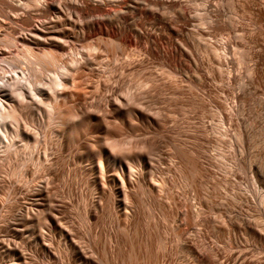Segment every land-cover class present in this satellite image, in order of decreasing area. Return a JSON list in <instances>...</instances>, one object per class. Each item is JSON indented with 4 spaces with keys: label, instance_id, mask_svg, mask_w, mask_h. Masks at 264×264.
I'll return each mask as SVG.
<instances>
[{
    "label": "rangeland",
    "instance_id": "374dc122",
    "mask_svg": "<svg viewBox=\"0 0 264 264\" xmlns=\"http://www.w3.org/2000/svg\"><path fill=\"white\" fill-rule=\"evenodd\" d=\"M204 1L181 0L185 11L188 14L191 12L195 19ZM208 1L211 8L216 7L223 13L225 20L231 11L228 0ZM237 1H245L244 4L248 5L244 16L242 13L237 17L236 31L239 36L244 33L246 38L233 37L228 30L216 32L207 24L187 27L188 31L194 28L193 32H202L204 41L200 39L201 44L215 45L218 41L230 44L226 49L232 62L226 67V76L231 77L228 94L219 91L223 82L214 75V69L213 73L207 70L204 88L173 73L175 67L184 63V57L167 33L152 29H140L134 34L128 29L115 32L112 27L104 25L101 18L94 16L90 19L89 34L99 43H96L99 49L87 52L76 42L73 45L74 54L65 57L69 63L72 62L73 73H70L80 76L78 93L68 86L67 93L62 95L36 96V103L25 96L23 102L19 100L20 105L17 98L16 102L13 101L12 96L10 102L17 106L15 109L21 121L0 125V264H171L174 258H177L178 264H192L188 256L171 253L165 258L158 250L164 232L168 233V222L177 210L178 200L174 205L177 193H182V189L176 185L168 190L167 193L172 192V201L167 193L160 191L163 199H160L159 193V198L156 197L155 192L159 191L153 190L155 195L148 193V188H144L148 187V182H142L144 185L140 183V180H145L142 177L136 182L140 184L135 186L134 143L140 151L137 155L145 154L151 161L149 155L153 150L151 158L157 163L156 167L153 162L154 171L158 169V172L153 171V176L156 180L158 178L157 182L164 176L165 179L171 176L178 181L179 169L184 171L190 180L185 195L194 207L199 205L209 188L214 191L211 199L218 201L223 196L229 198L232 187L245 189L249 185V176L243 169L237 170L239 176L234 179L220 169L212 157H216L219 147H225L222 141H226V137L229 139L231 132L239 128L236 115L231 112L227 116L225 110L219 108V102H230L231 94L244 88L250 89V97L242 103L244 106L241 104L243 113L248 118V124L256 125L258 133L249 141H264V110L262 103H257L264 101V85L261 82L264 76L255 80L246 73L247 67L256 61L251 54L247 63L242 61L234 65L237 51L243 46L250 51L264 50V24L255 19V9L263 5V0ZM142 19L150 21L152 17L139 9L134 24ZM12 25L22 28L17 22ZM115 43L121 44L133 56L123 58L121 49ZM10 51L11 48L8 49L11 55ZM115 53L122 55L118 57L120 60H114ZM72 55L76 56V60ZM250 63L252 65H248ZM43 72L41 75L46 74V71ZM143 78L147 80L145 84L137 83ZM125 88L134 92L121 91ZM257 95L261 97L260 101L254 97ZM50 107L53 108L48 117L45 113ZM223 129L226 137L220 134ZM110 150H114L112 155ZM169 152L174 155L173 160L177 164L172 173L166 172L165 161H160L164 158L167 163ZM128 174L132 179H127ZM229 178L236 185L229 184L231 181H226ZM256 190L260 192L257 187ZM123 193L128 195L132 209L128 218L127 214L124 216L117 209L123 200ZM204 210L206 215L214 216L210 209ZM125 217L129 220L124 221ZM198 228L200 225L196 223L194 230L190 231L192 237H195ZM208 228L207 240L225 251L226 240L220 243Z\"/></svg>",
    "mask_w": 264,
    "mask_h": 264
},
{
    "label": "bare ground",
    "instance_id": "6f19581e",
    "mask_svg": "<svg viewBox=\"0 0 264 264\" xmlns=\"http://www.w3.org/2000/svg\"><path fill=\"white\" fill-rule=\"evenodd\" d=\"M235 1L228 0V6L231 8V11L224 20L222 18L223 13L216 7L211 8L208 0L201 3L202 7L199 9L200 13L197 19H195L193 15H190L191 12L188 14V12L185 11L184 4L181 0H0V16H2V19H0V42L2 41V47H0V125H5L6 123L18 124L21 119L20 114H18L15 109L17 106L14 107L15 105L10 102L12 96L14 97V100L12 99L13 101L17 98L18 102L19 100L21 101V99V102H23V98L26 96L29 97L30 102L32 100V103H36L34 100L38 99L36 96L43 98L62 95L67 93L66 88L69 89L70 87H72L74 93L80 91V76L72 74V62L69 63L68 58L65 59V57L67 54H74L73 45L76 42H79L81 49H85L87 52H89L88 50L96 51V48L97 50L99 49V47H97L99 43L89 34L90 19L94 16L101 18L104 25L112 27L115 32H122L128 29L134 34V31L138 32L140 29H152L167 33L174 39L179 51L184 57V63L175 67V71L173 70L172 72H176L178 74L177 76L181 77L180 79L184 78L186 81L189 80L198 87H203L205 86V74H208L207 70L209 72L211 70L212 72L214 69V72L216 70L214 75H217L219 80L223 82L219 91L221 90L224 94H228L227 92H229L231 88V77L230 75L226 76V67L227 64L230 63L228 58L230 55H228L229 52L226 49L230 44L227 45L224 41L216 42L218 43L215 44L216 46L212 45L213 43L201 44L200 41H204L201 37L202 32H193L192 30L194 28L188 31L187 27H196V24H207L216 32L228 30L233 37L242 39V37H245V34L240 33L239 36L236 33V31H238L237 22H239L237 21V17L244 12L245 8H248V5L246 3L244 4L245 1H242V3ZM262 4L263 5L259 9H255L257 11L255 13V19L257 18V20H259L257 21L258 23L262 22L261 24H264V0ZM139 9L146 14H150L152 19L150 21L142 19L137 25L134 24L135 14ZM242 15L244 16V13ZM14 22L20 24L22 27L20 28L21 30L12 25ZM246 35H250V33H246ZM92 39H94L95 43ZM115 44L117 48L121 49L119 51L123 55V58L128 59L130 55L133 56V53L127 52L121 44ZM9 48L12 50L10 51L12 52L11 55L8 53ZM199 49L203 52L202 55ZM261 49L262 48H260L259 51H250L248 47L243 46L242 49L237 51L234 62V65L242 61L247 63L250 61V54L253 55L256 61H252L253 65L252 63L248 64L252 66L247 67L246 73L252 75L255 80L256 78L260 79L264 76V66H261L264 64V50ZM79 53L80 52H78V54ZM80 54L85 53L81 52ZM122 55L115 53L113 58L117 60L119 59L118 57H122ZM73 56L74 55H72V57ZM75 57H73L74 60H76ZM69 59L72 60L70 57ZM205 61L207 65H205ZM163 69L166 68L163 67ZM43 71H46L45 75H41ZM69 73L72 74V76L69 77ZM169 74L167 73V75ZM144 80L143 78V81ZM143 81L136 82L139 84L141 83V85L147 82V80ZM247 81L249 82L250 80ZM150 82L152 81L150 80ZM261 82L262 85H264V81ZM232 84L234 83L232 82ZM137 85L135 84V86ZM192 85H190L191 88L193 87ZM140 88H143V86ZM138 90L140 91L141 89ZM248 90L250 89L244 88L241 92L232 93L231 104L230 102H219V108L225 110L224 112L227 113V116H229L231 112L236 115L239 128L237 127L238 129L231 132V134L228 133L230 134L229 139L226 137L225 129L220 131V134L226 137V141H222L226 148L223 147L225 148L223 149L219 147L216 157H212L216 160L220 169H224V171L229 174V177L237 179L239 176L236 174L237 170L243 169L244 173L246 172L250 179V183L245 189L235 188L236 186L232 187L229 192V198L220 196L222 198L218 201L211 199L214 191L207 186L210 190H207L205 197L200 200L199 205L194 207L185 195L187 192L186 189L190 186V180L188 179L189 177L183 173L184 171L182 172V170L179 169L178 174L176 173L178 175L177 178H179L177 179L178 181L171 176L165 179L164 176L162 177L164 179L161 178L162 180L157 182L158 178L156 180L154 178L155 174L153 173L154 169L157 167V163L151 158V156L154 155H151L153 150L149 155L150 159H152L151 161L149 157L148 159L146 158L145 154H142L145 157L142 156L141 153L137 155L140 151H137L138 148H136V144L134 143V147L136 148H134L135 186L137 185L136 182H139L142 177L145 180H140V183L144 185L142 182H148V187H144L145 189L148 188V193L151 192L152 194L153 190L159 191L155 193L158 198L160 195V199L163 197L160 191L166 194L176 185L182 189V193H177V199H175V201L171 198L172 194L170 193L172 192L167 193L170 196L166 195L174 201V205L176 200H178V206L175 207L177 210H174L175 213H172L173 216H171L168 222V233L165 234L164 232V237L161 238L159 244L160 249L158 248V250L161 251L160 253L163 257L171 253L180 257L188 256L191 258L192 264H264V141H249L251 137V139H253L258 133L255 131L256 125L252 126L248 124V118L245 117V112L243 113L244 110L241 106V104L250 97L248 96ZM121 91L126 93L134 92V90L128 88ZM141 92L143 91L141 90ZM256 92L258 93V91ZM254 97L260 101L261 97L258 95ZM262 99L264 100V97H262ZM135 100L137 99L135 98ZM257 103H262V109L264 110V101ZM18 104L20 105V102ZM52 106L54 107V105ZM257 106L259 105L257 104ZM53 107H50V109ZM50 109L48 108L45 113L48 117H50L52 113V109ZM182 110L180 111L182 112ZM257 112L259 113V111ZM256 114L255 112V116ZM166 117L169 118L168 116ZM252 119H254L253 115ZM173 121H175V119ZM116 146L117 145H115V147ZM112 152H114V150L110 152L111 155ZM173 156L172 153L166 155L168 159L167 163L164 158L160 160L161 162L165 161V168L168 173L173 171L174 166L177 165L174 163ZM153 162H155V168ZM136 164H138V166ZM139 165H141V167H139ZM136 166L138 169H136ZM157 170L155 171L158 172ZM177 171L178 170H176V172ZM128 177H130L129 174L127 176L129 180ZM226 177H228V175H226ZM130 179H132V177H130ZM226 181L229 182L231 180L229 178L226 179ZM232 181L229 184L236 185V182L233 183ZM256 187L260 192H256ZM122 195L123 200L121 198L122 201L118 204L117 209L123 213L124 216L127 214V217L132 209L129 207L130 204L128 202L130 201L127 200L128 195H126V193ZM203 209H210L214 213V216L209 214L206 215ZM127 218L124 221L129 220ZM196 223L200 225V228L197 229L195 237H192L190 231L194 230ZM206 227L211 229L209 230L211 231L210 234L214 236L216 240H219V242L222 240L224 241V239L226 240L223 246L226 249L225 251L218 248L216 245L210 244L209 240H207V235H209V233L207 234L208 231ZM65 233L66 235L68 234L67 232ZM213 243L215 244V242ZM256 251H258V253H256ZM176 260L177 258H174L171 264H178Z\"/></svg>",
    "mask_w": 264,
    "mask_h": 264
}]
</instances>
